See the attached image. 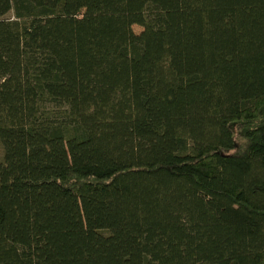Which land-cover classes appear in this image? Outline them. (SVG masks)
I'll use <instances>...</instances> for the list:
<instances>
[{
  "label": "trees",
  "instance_id": "trees-1",
  "mask_svg": "<svg viewBox=\"0 0 264 264\" xmlns=\"http://www.w3.org/2000/svg\"><path fill=\"white\" fill-rule=\"evenodd\" d=\"M0 143V264H264V0H0Z\"/></svg>",
  "mask_w": 264,
  "mask_h": 264
},
{
  "label": "rangeland",
  "instance_id": "rangeland-1",
  "mask_svg": "<svg viewBox=\"0 0 264 264\" xmlns=\"http://www.w3.org/2000/svg\"><path fill=\"white\" fill-rule=\"evenodd\" d=\"M133 31L135 34H140L143 31V29L141 27L135 25V26H133ZM2 156H3V149H2V145L0 143V159L2 158Z\"/></svg>",
  "mask_w": 264,
  "mask_h": 264
}]
</instances>
